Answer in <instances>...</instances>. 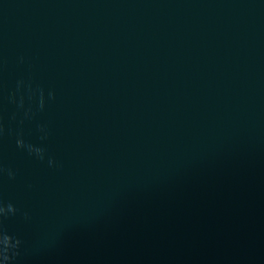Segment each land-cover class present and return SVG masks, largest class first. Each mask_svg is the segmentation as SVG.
<instances>
[{
    "label": "clouds",
    "instance_id": "9594fccd",
    "mask_svg": "<svg viewBox=\"0 0 264 264\" xmlns=\"http://www.w3.org/2000/svg\"><path fill=\"white\" fill-rule=\"evenodd\" d=\"M7 211L13 212L14 209L11 205H9ZM3 214H5V209L3 207H0V215ZM9 241L12 242L11 247L0 248V259L5 260L6 264H8V262L12 260L16 255H18V249L22 242L19 238H15L5 233L2 225H0V243H7Z\"/></svg>",
    "mask_w": 264,
    "mask_h": 264
}]
</instances>
